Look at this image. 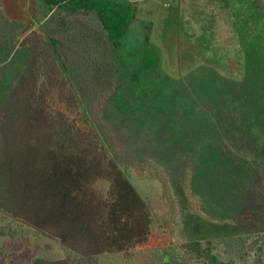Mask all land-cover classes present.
I'll return each mask as SVG.
<instances>
[{"label":"rangeland","instance_id":"obj_1","mask_svg":"<svg viewBox=\"0 0 264 264\" xmlns=\"http://www.w3.org/2000/svg\"><path fill=\"white\" fill-rule=\"evenodd\" d=\"M117 1L136 12L120 50L94 12L64 17L41 0H0V209L46 234L0 236V264H93L102 255L110 264H154L161 246L224 234L234 236L212 245L221 259L264 264V158L258 163L252 144L264 153V48L243 52L238 28L259 44L262 23L240 22L228 0ZM42 32L62 44L70 83L58 69L47 77L63 114L45 97L31 107L24 67L37 52L49 58ZM145 36L160 64L154 77L133 81ZM69 87L100 102L114 161L100 144L75 158L52 148L61 144L56 127L80 121L76 96H62ZM216 119L234 127L227 143Z\"/></svg>","mask_w":264,"mask_h":264},{"label":"trees","instance_id":"obj_2","mask_svg":"<svg viewBox=\"0 0 264 264\" xmlns=\"http://www.w3.org/2000/svg\"><path fill=\"white\" fill-rule=\"evenodd\" d=\"M45 7L49 11H57V14L64 17L68 14H89L94 12L98 20L100 21L101 27L103 31L106 33L107 41L109 45L117 50H120L123 47L124 40L127 36L128 31L133 25L135 21V7L130 2H122L117 0H41ZM230 12L233 15L241 14L239 19L240 22H244L245 24L251 25V21L262 23L261 27L258 26L257 33L259 35V44H254V40L251 37L244 36L245 34H250L248 28L246 27H238L240 32V41L242 45L243 52L246 53V50L251 49V43L256 47V49L264 48V0H228ZM249 17V18H248ZM1 19V18H0ZM64 18L61 19L60 24L64 25ZM2 20V19H1ZM3 21V20H2ZM243 23V24H244ZM239 24V23H238ZM236 23V26L238 25ZM37 25L36 23L33 24ZM1 34V32H0ZM43 42L47 46V50H45L49 54V58L41 56L40 52L36 54L35 59L34 55L27 60L26 66L24 68H29L31 70L32 78H33V96L31 101V107L35 110H38L42 105V99L44 97L51 101V103L55 104L53 107L57 109L59 114H63L64 105L57 103V93L52 88V83L49 77H47L49 72H52L54 69H58L62 74L66 82L70 83L68 77V70L66 62L63 60V56L60 53L59 49L62 44L61 41L53 36H48L42 32ZM45 35V36H44ZM256 52V50H254ZM248 55V52H247ZM264 58H259L260 65H264ZM34 60V61H33ZM160 55L153 44L150 42L148 36H145L143 42V51H142V60L141 62L134 68V71L130 75L131 80L139 81L140 77L143 74L152 73L153 77L155 76V70L157 66L160 64ZM49 64V65H48ZM253 62L247 59L246 56V65L247 68L250 69L253 67ZM48 65L50 66V70H44V67ZM22 69L21 74L26 72L25 69ZM254 68V67H253ZM252 68V69H253ZM5 69V68H4ZM1 70V69H0ZM1 74V71H0ZM264 75V73H263ZM23 76V75H22ZM152 77V78H153ZM4 77L0 76V82H4ZM25 79V78H24ZM46 87L49 88L46 91ZM70 91L76 96L77 99V111L76 114H79L80 121H67L63 124H60L54 130L56 131L53 135V138L61 144L54 145L52 143V148H60L65 150V154L68 157H79L81 155H87V151L93 146L98 145L102 146L106 152V154L110 156L111 160L114 161L112 151H110L109 146H111V141L105 134V131L102 132L100 117H99V107L100 102L95 101V97L90 92H82L79 93L76 89L69 87V90H66L62 96L70 97ZM84 94V95H83ZM114 93L107 96L112 98ZM229 102V100L227 101ZM231 108V107H230ZM53 112V111H52ZM72 120V119H71ZM220 120V119H219ZM215 120L217 124V129L220 132L221 139L224 143L229 141L231 135H233L234 127L230 129H223V125L221 121ZM71 122V123H70ZM70 123V124H69ZM74 123V125H73ZM56 126V125H55ZM225 131V132H224ZM57 132L59 134H57ZM250 133V132H249ZM247 134V136L249 135ZM244 136V135H242ZM63 140V141H62ZM245 144L249 143V138L244 136ZM64 144V145H63ZM257 146V151L253 152L256 159L262 162V158H264V153L261 155L258 152V147H262L263 145L260 143H252ZM249 144L247 145V147ZM93 149V148H92ZM254 149V148H253ZM75 156V157H74ZM245 161L247 159H241ZM0 213L3 214L4 218H9V221L3 219L0 222V236L7 237L8 239H16L19 237H26L27 239H32L34 235H42L46 236L45 233L35 229L31 224H28L24 221L19 220L14 217V215L6 213L5 211L0 209ZM207 225H210L207 223ZM211 226V225H210ZM228 226V225H227ZM227 226H217L218 228H223ZM200 229L204 227L202 223L199 225ZM236 230L237 227L234 228ZM227 229V228H226ZM233 237L234 234L229 235H221V236H213L210 239H206L204 241L201 240H188L182 243H172L165 247L161 246L157 248V253L154 256L155 261L154 264H234L230 261H225L219 257V255L213 252L212 245L214 241L217 242L223 237ZM218 238V239H217ZM53 240L57 243L59 241L56 238ZM62 246V245H61ZM64 256L68 260V258L72 259L73 263L75 261H79V256L69 249L64 248ZM112 257L109 255H102L98 257V260L101 261H91L93 264H110ZM108 260V261H107ZM47 260L44 259H36L33 264H48ZM112 261V260H111Z\"/></svg>","mask_w":264,"mask_h":264}]
</instances>
